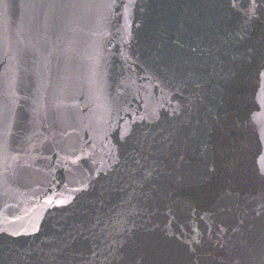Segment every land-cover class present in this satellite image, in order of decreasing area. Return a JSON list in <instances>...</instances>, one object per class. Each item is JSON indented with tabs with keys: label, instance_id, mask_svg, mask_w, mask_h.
Returning <instances> with one entry per match:
<instances>
[{
	"label": "water",
	"instance_id": "1",
	"mask_svg": "<svg viewBox=\"0 0 264 264\" xmlns=\"http://www.w3.org/2000/svg\"><path fill=\"white\" fill-rule=\"evenodd\" d=\"M0 264H264V0H0Z\"/></svg>",
	"mask_w": 264,
	"mask_h": 264
}]
</instances>
